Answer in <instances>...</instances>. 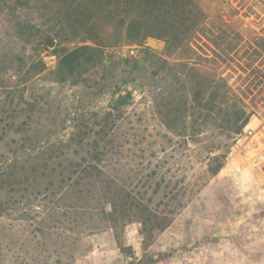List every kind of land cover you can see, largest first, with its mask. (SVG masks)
<instances>
[{
  "label": "rangeland",
  "instance_id": "rangeland-1",
  "mask_svg": "<svg viewBox=\"0 0 264 264\" xmlns=\"http://www.w3.org/2000/svg\"><path fill=\"white\" fill-rule=\"evenodd\" d=\"M202 1L213 16L231 3L234 33L245 28L244 48L231 50L226 69L254 112L214 176L206 174V155L216 131L205 132L197 145L188 142L189 150L177 143L188 131L183 120L192 119L178 110L179 101L214 83L200 81L196 70L187 81H171L185 69L169 64L189 57L199 67L189 43L168 54L161 38L150 36L143 47L123 39L96 52L95 64L78 77L60 81L55 48L82 42H50L40 54L46 69L38 73L39 54L16 20L44 23L52 33L53 12L39 0L15 13L0 7V264H264V0ZM101 4L86 2L100 19H111L109 11L100 13ZM100 31L110 38L114 29L104 23ZM123 59L137 61L139 69L129 73ZM128 91L124 111L134 128L125 119L111 126L102 143L116 149L106 147L102 167L68 179L65 166L79 159L76 144L66 140L74 125L89 124L92 133L112 101ZM47 138L53 142L39 150ZM167 169L172 180L184 177L180 185L187 189L166 205ZM130 195L142 209L129 208Z\"/></svg>",
  "mask_w": 264,
  "mask_h": 264
},
{
  "label": "trees",
  "instance_id": "trees-1",
  "mask_svg": "<svg viewBox=\"0 0 264 264\" xmlns=\"http://www.w3.org/2000/svg\"><path fill=\"white\" fill-rule=\"evenodd\" d=\"M87 1L39 0V5L42 8L53 12L52 22L54 23L51 22V24H55V31L52 33L49 31V27L44 28V23L38 24L28 20L22 23L16 20V28L19 34L25 35L26 43L34 44L33 48L39 54L36 64L37 72L42 73L46 69V63L40 55L42 49L57 39L62 42L79 39L82 42L71 49L62 48L61 52L55 48V52L58 54V63L54 73L58 75L60 81L78 77L82 74L83 68L95 64L96 52L102 51L105 47H115L123 39L129 45L143 47L148 37L161 38L166 42L168 54H171L181 45L189 43V49L197 54L200 59L199 67L195 68L194 65H191L192 58L189 57L171 64L166 60V64H169L171 69L179 64L185 69L184 74L180 72L184 75L183 78H180L179 74L173 73L171 81H187L188 73L196 70L200 76V81H214V83L207 87L202 84L198 85L193 90V94H187L179 101L178 110H181L182 115L186 118L191 117L192 119L188 124V119L183 120L188 131L180 135V138L183 139L181 141L179 138L180 141L177 140V143H184L185 148L189 150L188 142L197 145L199 144L198 141L201 140L200 137L205 132L216 131L217 137L208 147L209 155H206L208 160L206 174L209 176L218 174L224 165L229 148L236 137L243 132L254 113L249 108V104L244 101L242 96H239L234 86L229 82L231 81L230 74L226 69L230 62L228 58L231 56V50L240 52L245 45L243 39L245 28L241 27L240 31L234 33L233 23L235 20L232 13L235 8L233 5L231 3L227 7L222 5L216 16H213L209 6L202 0H94L102 2L99 5L100 13L107 10L113 14L111 19L106 18L103 20L96 15V10L90 9L86 5ZM223 2L225 3L227 0H223ZM30 5L31 0H0V7H7L13 13L20 7ZM102 7H105V9H102ZM104 23L114 29L110 38L104 36V32L100 31L101 25ZM255 52L259 53V50L255 49ZM122 62L129 67V73L131 74L139 69L137 61L123 59ZM125 71L128 73L126 67ZM131 97L130 91L126 94H119L112 101L110 109L104 113L98 129H95L92 133L88 131L93 128L89 124L74 125V130L66 140L70 141V144H76L75 156H79V159L71 161L65 166L68 179L84 177L88 173H93L99 169V166L102 167L103 156L109 152L106 151L107 145L104 146V143H102L106 140L104 136L107 133L105 131L110 130L111 126H114L117 122L120 123L121 120L128 121L129 118L126 117V111L124 110L130 104L129 99ZM143 121L142 118L140 122ZM128 122V124H131L130 128H134L135 123ZM166 124L169 128L171 127L168 121H166ZM75 127H78V129H75ZM143 137V140H146L147 135L144 133ZM64 138L66 136L56 139ZM24 140L30 141L29 138H24ZM92 140H94L92 142L94 143L93 147L86 148ZM52 142L53 139H44L37 148L39 150L44 149ZM181 147L180 145L179 148ZM108 149L113 153L116 148L113 146ZM172 150L175 149L172 148ZM18 156L17 152H14L13 157L18 158ZM185 157H188V154ZM87 158L90 159L89 163H86ZM141 158L150 160V157L145 154ZM174 158V155H169L168 159ZM143 159L142 161H144ZM168 159H166V164H168ZM148 164H150V161ZM65 172L63 171L61 175ZM169 173H171L170 178L167 177ZM172 178H174V173L171 169H167L166 205L177 197L181 190L185 191L187 189L186 185H180L184 177L175 180H172ZM163 180H165L164 175H162L161 181L156 182L158 188L161 187L160 184ZM171 184L173 185L171 186ZM144 187L145 185L141 188ZM177 188L179 191L173 192ZM136 194L138 193L136 192ZM129 197L132 198L129 208L136 206L142 209L143 206L136 203V199L131 195Z\"/></svg>",
  "mask_w": 264,
  "mask_h": 264
},
{
  "label": "water",
  "instance_id": "water-1",
  "mask_svg": "<svg viewBox=\"0 0 264 264\" xmlns=\"http://www.w3.org/2000/svg\"><path fill=\"white\" fill-rule=\"evenodd\" d=\"M55 44H56V42L55 41H52L51 43H50V47H54L55 46ZM191 145V144H190Z\"/></svg>",
  "mask_w": 264,
  "mask_h": 264
}]
</instances>
